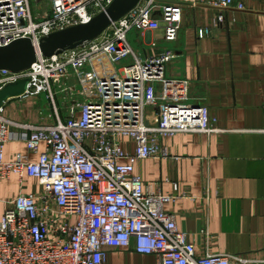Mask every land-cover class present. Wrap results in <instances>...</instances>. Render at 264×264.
I'll list each match as a JSON object with an SVG mask.
<instances>
[{
	"label": "built area",
	"instance_id": "2783aa9c",
	"mask_svg": "<svg viewBox=\"0 0 264 264\" xmlns=\"http://www.w3.org/2000/svg\"><path fill=\"white\" fill-rule=\"evenodd\" d=\"M112 1L0 0V46L20 38L37 44L87 23ZM43 2L48 8L40 14ZM184 4L245 8L237 0H139L97 38L49 57L37 54L19 72L0 70V89L27 79L20 97L44 93L52 112L51 123L19 125L27 153L5 162L0 151V178L31 177L41 186L39 193L16 196L0 217V264H106L111 248L156 254L160 264H264L242 255L197 256L165 209L174 196L145 187L134 173L138 160L165 154L160 138L216 130L209 109L188 102L189 82L167 75L175 49L144 35L155 50L141 54L126 38L133 28L162 29V41L175 42ZM209 32L199 29L198 36ZM12 136L1 106L0 150ZM30 153L38 160L30 161Z\"/></svg>",
	"mask_w": 264,
	"mask_h": 264
},
{
	"label": "crops",
	"instance_id": "0c3cea01",
	"mask_svg": "<svg viewBox=\"0 0 264 264\" xmlns=\"http://www.w3.org/2000/svg\"><path fill=\"white\" fill-rule=\"evenodd\" d=\"M237 2L245 8L184 4L177 40L171 43L176 56L167 65L169 77L189 82L188 102L205 105L215 116L216 130L160 138L165 154L138 160L134 173L145 187L174 196L165 209L194 244L197 256L260 260L264 258V0ZM202 28L210 32L200 38ZM162 33L160 29L143 35L147 40L155 36L160 43ZM38 96L15 97L2 105L13 133L0 150L3 161L27 153L21 123L52 122L51 109ZM124 145L133 151L130 142ZM29 159L37 161L38 153H30ZM40 191L31 177L22 182L15 174L0 178V217L19 194ZM106 264H160V259L131 248H111Z\"/></svg>",
	"mask_w": 264,
	"mask_h": 264
},
{
	"label": "water",
	"instance_id": "95a60500",
	"mask_svg": "<svg viewBox=\"0 0 264 264\" xmlns=\"http://www.w3.org/2000/svg\"><path fill=\"white\" fill-rule=\"evenodd\" d=\"M138 2L139 0H113L104 11L96 14L87 23L52 32L42 37L37 44L28 38H20L6 46H0V70L19 72L28 69L37 54L49 57L93 40ZM27 83V79H19L3 86L0 89V107L7 100L23 95Z\"/></svg>",
	"mask_w": 264,
	"mask_h": 264
},
{
	"label": "rangeland",
	"instance_id": "374dc122",
	"mask_svg": "<svg viewBox=\"0 0 264 264\" xmlns=\"http://www.w3.org/2000/svg\"><path fill=\"white\" fill-rule=\"evenodd\" d=\"M33 1H32V5H33ZM48 8V4L43 2V4L40 5L39 7V10H40V14H43V12L47 10ZM34 11V10H33ZM156 36H158L157 34H155ZM143 32L141 31H138L136 29H131L127 34H126V38L129 42V44L132 46L133 49H135L137 52H140L141 54H144L145 53V50H149L151 52H153V50L155 49H151L149 45H147L144 41H143ZM154 38H156L154 36ZM158 47L159 48H164V47H169V48H172L173 45L171 43H167L165 41H161L160 43L158 42ZM168 75V74H167ZM39 99V102L45 106H49V101L47 100V98L45 97V94L42 93L40 94L38 97ZM56 102H57V105L59 106L60 108V113L62 114V116H65L66 115V112L64 110H62V98H61V95L58 94L56 95Z\"/></svg>",
	"mask_w": 264,
	"mask_h": 264
}]
</instances>
